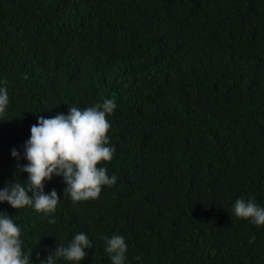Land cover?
I'll return each instance as SVG.
<instances>
[{
    "label": "trees",
    "instance_id": "1",
    "mask_svg": "<svg viewBox=\"0 0 264 264\" xmlns=\"http://www.w3.org/2000/svg\"><path fill=\"white\" fill-rule=\"evenodd\" d=\"M0 80V187L26 180L11 149L38 115L117 103L115 185L73 201L45 181L54 223L0 203L36 264L79 231L93 241L81 264H111L113 233L127 264H264V225L232 212L264 206V0H0Z\"/></svg>",
    "mask_w": 264,
    "mask_h": 264
},
{
    "label": "clouds",
    "instance_id": "2",
    "mask_svg": "<svg viewBox=\"0 0 264 264\" xmlns=\"http://www.w3.org/2000/svg\"><path fill=\"white\" fill-rule=\"evenodd\" d=\"M10 97L6 82L0 80V117L6 115ZM117 103L105 97L102 102L84 108L70 106L67 113L37 116L31 125L30 136L20 151L13 147L11 156L17 160L16 175L27 173L26 180L16 179L0 187V203L12 208L30 206L55 222L60 196L55 188L45 191V181L62 177L73 201L96 199L102 188L116 184L117 176L109 174L106 162L113 159L115 147L110 144L111 121L108 119ZM27 161L26 163H20ZM235 216L250 219L253 224L264 225V206L253 199L237 198L232 205ZM104 251L111 264H127L128 245L122 234L102 237ZM93 248V241L84 231L76 232L66 243L50 252L39 264H81ZM32 250L23 245L21 228L7 211L0 210V264H36Z\"/></svg>",
    "mask_w": 264,
    "mask_h": 264
}]
</instances>
